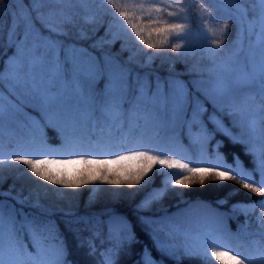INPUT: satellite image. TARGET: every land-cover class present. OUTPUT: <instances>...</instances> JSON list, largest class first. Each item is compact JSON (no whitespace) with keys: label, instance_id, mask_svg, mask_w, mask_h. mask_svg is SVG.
<instances>
[{"label":"snow or ice","instance_id":"snow-or-ice-1","mask_svg":"<svg viewBox=\"0 0 264 264\" xmlns=\"http://www.w3.org/2000/svg\"><path fill=\"white\" fill-rule=\"evenodd\" d=\"M10 2L8 43L15 46L16 51L0 70V86H6L9 94L17 100L28 97L39 105L45 117L43 122L29 118L31 127L27 134L31 140L28 146L7 153L12 164L26 166L35 177L45 182L73 188L97 181L130 187L141 185L143 181L147 185L154 178L156 166L160 170L176 169L178 178L172 179V186H203L206 181H231L240 189L261 197L251 203L234 204L233 212L248 217L255 212L257 205L264 209V0H201L208 6V12L206 17L200 15V19L229 21L235 28L236 38L229 40L231 29L228 23H224L213 33L210 43L207 42L206 28H201L196 37L199 44L191 42L190 24L168 22L191 19L195 13L188 7V0H171L169 3L147 0L152 7L144 8L141 4V16L136 15L135 9L127 10L117 0H106L110 6L108 14L119 30L111 33V40L91 45L83 43L90 39L84 25L99 23L98 17L86 7L82 9L83 15L75 9L77 5H87L93 0H29L31 7L25 5L24 0ZM50 5L61 7H48ZM220 12L225 15H217ZM2 15L3 8H0ZM111 28L109 25L110 31ZM2 31L3 24L0 23V33ZM146 31L149 37L156 33L163 35L164 40L159 44L149 43ZM170 38L184 41L183 44H171L172 52L181 55L200 52L203 54L201 59L209 62L208 68L198 70L199 79L185 82L178 75L161 77L142 71L150 68L153 60L166 52ZM117 40L124 41L121 53L130 52L127 60H122L120 54L104 50L105 43L114 44ZM140 45L157 51L144 52ZM140 53L146 57L143 62L137 60ZM101 82L102 88L99 86ZM4 101L3 87H0V156L5 155V116L22 111L23 104L22 100L20 104L9 100L6 106ZM205 102H210L213 107V115L209 117L212 127L203 119L207 111ZM189 109L191 119H187ZM225 118L230 124L225 123ZM185 125L190 147L198 153V159H190V163L164 155L171 153L174 157L178 154L168 141L176 136L177 128L182 129ZM193 126L198 127L195 135L192 134ZM19 127L24 129L25 125ZM47 128L57 133L58 144L49 142ZM149 131L150 143H146L145 135ZM218 133L233 144L244 145V154L252 157V166L245 167L236 154L229 163L219 151L223 147L222 140H216L209 151ZM128 143L131 147L123 146ZM134 147H147L148 150L133 151ZM121 151L125 154H116ZM153 152L159 155H153ZM56 155L76 156V160L62 162L80 163L84 167L72 174L57 173L47 167L57 162L49 159ZM94 155H114L113 163L125 160L138 163L120 173L109 169L110 161L106 159H91ZM36 156L43 158L36 159ZM191 163H213V166L197 168ZM4 164L0 160V172ZM11 191H0V197H11ZM165 191L166 182L164 189L139 204L138 210L159 200ZM94 197L95 191L90 200ZM11 198L21 207L16 208L0 199V264H73L68 259L66 240L50 218L52 214L43 209L35 213L25 212V198ZM226 202L217 201L218 204ZM30 207L39 208L40 205ZM181 214L160 219L139 218L140 223L149 229L154 247L161 256L159 260L154 259L145 247L143 264H165L164 257L173 264H182L186 259H200L203 264H245L249 259L242 250L243 244L237 247L225 243L223 224L206 222L193 231L177 223L176 216ZM104 215L107 220L101 218ZM65 216L71 218L67 220L68 224L83 225L78 231L90 233L89 255L96 254L94 241L102 232L106 231L109 241H115L112 248L100 253L105 258L102 264H116L124 243L138 242L132 223L114 210L100 216H76L73 212H66ZM257 221L258 233L246 235L259 236V240L250 242L257 245L261 253L259 258L264 259V213L257 216ZM247 225L246 219L241 232ZM80 246H83L82 242ZM46 247L54 250L51 257L45 254Z\"/></svg>","mask_w":264,"mask_h":264},{"label":"trees","instance_id":"trees-1","mask_svg":"<svg viewBox=\"0 0 264 264\" xmlns=\"http://www.w3.org/2000/svg\"><path fill=\"white\" fill-rule=\"evenodd\" d=\"M117 2L125 7L127 10L135 9L137 16H141L139 6L143 4L144 8L152 7L147 0H117ZM165 3L171 2V0H164ZM24 4L31 7L29 0H24ZM159 6V5H156ZM11 7L10 0H0V8H3V15L0 16V23L3 24V31L0 33V70L5 67L6 58L14 54L16 49L15 46H9V28L11 26V16L9 15V9ZM48 7H61L59 5H50ZM86 7L92 13H95L98 17L99 23L84 25L86 30L89 32L90 39L84 41L85 45H91L99 41H109L112 39L113 32L118 31V25L115 24L112 16L108 14L110 6L107 5L106 0L102 3L101 0H93V2L87 5H77L76 12L83 15L82 9ZM188 7L192 13L191 19H173L169 20V23H176L182 25H191V36L192 43L199 44L200 41L196 39L200 34L201 28H206L209 39L208 43L211 42L213 38V33L217 32L220 25L224 23L229 24L231 29V34L229 40H235L236 32L234 26L227 20H201L200 15L207 16L208 6L202 4L201 0H188ZM115 11V9H112ZM172 11V9H169ZM155 17L156 13H152ZM217 15H225L220 12ZM143 20V17H141ZM79 24H83L82 20H78ZM147 23V21H144ZM109 25H112L111 31L109 30ZM75 31V30H73ZM21 30V36H22ZM145 37L148 39L149 43L159 44L164 40L163 35H158L152 33L149 37V33L145 32ZM124 41L117 40L114 44L103 45L104 50H110L114 54H120L122 60H127L130 55L129 51L120 52L121 45ZM138 44L139 41H136ZM181 43L184 41L180 39H169L166 52L153 60L150 68H145L142 71L152 72L154 75L158 74L161 77H168L169 75H178L179 79L185 82H191L193 80L199 79L198 70L206 69L210 66L209 62L201 59L203 55L200 52L195 54L189 53L187 55H181L177 52L171 51V44ZM144 49V52H154L155 49H148L144 45H140ZM231 51V48H229ZM146 57L143 53L137 55V60L143 62ZM103 87V82L99 85ZM3 87L4 92H8L6 86ZM9 93V92H8ZM17 104H22V111L15 112L11 114H6L5 116V130L3 136V151L5 155L0 156V160L4 161L3 171L0 172V191L8 193L11 189V197L19 196L25 198V212H40L43 209L46 213H51V219L59 226V231L63 234L68 249V259H70L73 264H102L105 259L100 255L101 252L112 248L115 241H109L107 239L106 231L97 237L94 241L97 251L94 256L89 255L88 237L90 233L87 231H78V229L83 228V225L68 224L67 220L71 219L66 217V212H73L76 216H100L102 213H107L110 211H115L118 214L127 217V219L132 223L133 230L136 235L138 242L128 245L126 242L120 249L118 256L116 258V264H143L142 256L145 247L152 253L154 259H161L160 254L156 251L153 243V236L150 234L149 229L140 223V217H151L155 219H160L166 216H174L177 213H182L176 216V221L180 225L186 228H190L193 231L198 230L203 227L206 222H211L213 224H218L222 222L226 228L225 233V243H231L234 246L239 247L243 244L242 250L249 257L245 261V264H264V259H260V250L257 245L251 243V240H259V236H247L246 233H258L259 224L257 221V216L264 213V209H261L259 205L256 206L255 212H251L248 217H245L243 213L233 212L232 207L238 202L251 203L253 201H258L261 197L258 194H253L246 190L240 189L239 185L227 181H206V183L201 186L199 184H194L190 187H180L172 186V179L178 178L175 173L178 171L176 169H159L156 166L154 169V178L149 181L147 185H144L143 181L141 185H109L102 184L99 181L95 183H90L87 185H82L78 188L65 187L61 185H54L49 182H45L37 177H35L27 167L22 164H12L11 156L7 153L16 150L21 146H28V142L31 137L28 136V128L31 127V120L29 118H34L35 121L43 122L45 117L42 109L38 104L31 101L28 97H21L17 100ZM204 107L207 111L203 115L204 121L209 127H212L209 122V117L213 115V107L210 102H205ZM187 119H191V109H189L187 114ZM225 123L230 124L228 118H225ZM20 124L25 125L24 129L19 127ZM10 131L12 134H10ZM198 131L197 126H193L192 134ZM49 142L52 144L59 143V137L57 133L52 128L46 129ZM172 134L170 133V136ZM151 132H147L145 135V142L150 143ZM216 140L223 141V147L219 150L228 159V162H232L233 154L240 156L241 160L244 162L245 167L252 166V157L250 155L246 156L244 154V145L233 144L227 137L217 134L215 139L211 142L209 151L215 145ZM174 151L178 153L174 157L171 153H165L164 155L168 158L184 159L185 163H190L191 160L198 159V153L189 144L188 128L185 125L182 129L177 128L176 136L172 137L168 141ZM124 147H131V143L123 145ZM133 151H147V147H134ZM117 155H123L124 152H117ZM153 155H159L158 152H153ZM188 157V158H185ZM36 159H42L41 156L34 157ZM93 160H108L107 167L115 172L122 173L126 168H134L138 161L136 160H125L118 162H111L115 159L114 155H94L90 157ZM49 159L57 161L56 163L49 164L47 167L51 168L53 171L59 173L63 171L66 174L75 173L76 170L84 167L80 163H63L62 161L76 160L78 157L70 155H56L49 157ZM192 167L197 168H209L213 166V163H191ZM92 167H95L93 165ZM223 170V169H222ZM165 182L167 183V191L164 192L163 196L159 200H154L150 205H148L143 210H138L137 206L143 201L151 199L154 194H159V191L164 189ZM95 191L94 199L90 200ZM10 196L0 197L4 199L8 204L15 205L16 208H20L19 204ZM226 200L224 204H218L217 201ZM199 202V203H198ZM39 204L40 207H30L31 205ZM192 205V207H190ZM207 205V206H204ZM187 210V211H185ZM48 218V217H44ZM107 220V216L101 217ZM248 221L247 227L241 232V226L245 225V221ZM27 240V236L24 237ZM83 243V246L81 245ZM47 243V242H46ZM31 248V245H29ZM227 250V249H223ZM54 250L48 249L46 247L45 254L49 257L53 255ZM236 253L233 252V255ZM165 264H173V261L168 260L167 257L163 258ZM227 260V258H225ZM182 264H203L200 259L184 260Z\"/></svg>","mask_w":264,"mask_h":264},{"label":"rangeland","instance_id":"rangeland-1","mask_svg":"<svg viewBox=\"0 0 264 264\" xmlns=\"http://www.w3.org/2000/svg\"><path fill=\"white\" fill-rule=\"evenodd\" d=\"M221 7H223V6H221ZM249 18H251V16H250ZM252 39L254 40L255 37L253 36ZM245 46H247V41H245ZM13 55H14V54L9 55V56L6 58V61H8L9 57H11V56H13ZM6 61H5V62H6ZM4 96H5V101H4V102H5V105H6V106H7L9 100H12L13 103H16V104H17L15 98H13V96H11L8 92H4Z\"/></svg>","mask_w":264,"mask_h":264}]
</instances>
